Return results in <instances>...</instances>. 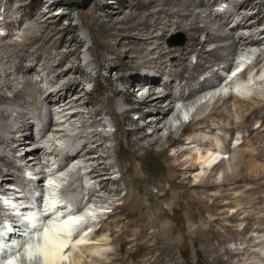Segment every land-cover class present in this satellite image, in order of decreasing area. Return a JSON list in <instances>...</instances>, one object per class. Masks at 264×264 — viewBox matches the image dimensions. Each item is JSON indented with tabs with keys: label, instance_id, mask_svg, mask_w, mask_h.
<instances>
[{
	"label": "bare ground",
	"instance_id": "6f19581e",
	"mask_svg": "<svg viewBox=\"0 0 264 264\" xmlns=\"http://www.w3.org/2000/svg\"><path fill=\"white\" fill-rule=\"evenodd\" d=\"M183 1L136 0L135 3H129L131 12L128 16H122L121 10L115 13V18L110 16L112 24L122 22L126 18L132 20L127 27L120 29L126 41H120L114 52L124 55L125 65L122 70L131 71L128 78L138 81L141 85L138 91L146 89L145 93L141 94V102L138 107L120 110L119 113L123 121L118 120L119 117H116L114 111L118 102H111V100L113 96L122 95L123 102L128 103L134 94L132 81H124L123 75L113 77L109 81L111 83L117 80L121 81L124 89L119 90L112 86L110 93L106 90H103L102 93L103 104L111 102L110 107L107 105L103 108L104 114L112 118L116 130L122 136L121 139L114 135L113 139H116L118 148L119 146L122 147L123 144L129 146L125 162H115L122 173L121 179H113L112 181L104 179L103 175L108 173L110 168L101 166V156H92L96 153L97 148L102 147L104 142L110 138L108 134L101 131L94 129L89 131L84 136L83 143L69 148L70 156H65V154L63 156V160L66 162L77 157L91 158L90 160H93L94 164L91 165L90 174L98 183L100 191L118 195L121 192L120 181L126 189L125 195L117 200L119 201L117 205L120 207H116L109 216L100 220V223L103 224L105 220L119 214L121 217L110 221L106 229L101 226L94 232L91 230V237H87V242L83 239L79 240L78 248L84 247L87 250V256L97 264H180L175 251L174 238L164 221L166 209L162 207L161 203L166 199L171 200L172 204L169 209H173L177 216L180 215L181 206H185L187 207L185 210H188L187 215L192 220L194 219V222H197L196 226L186 233V239H191L189 241L192 245L197 246L196 243L198 240L200 241L197 233H204L210 242L208 244L210 245V252L218 259L223 258V255L226 256L223 261H227V264H264V256L257 257L260 258L259 263L251 260L252 255H259L257 251L249 248L251 247L249 242L252 243L253 241L252 236L247 234L252 230L249 224L250 219L253 218L250 215L251 212H247L241 217L246 222L244 227L242 226L243 228L239 229L234 224L239 219L237 213L241 209L248 207L261 209L255 203L247 202L242 194L249 193L260 199L261 196L257 191L264 187V166L257 163L264 157V99L260 97L258 92L260 89H254L248 97L240 96V94L215 95L216 91L225 89L236 90L242 87L249 90L251 82H254V85L259 84L264 87V77L261 73L264 71V47H262L264 46V1L259 0L255 4L257 10L251 14L243 13L244 11L239 14L231 12L233 10L231 9V11L225 10L223 12L224 17L211 14L209 0L207 2L205 0ZM253 1L234 0L231 5L234 8L246 9L254 7ZM10 4V1L6 3L3 13V26L21 27L23 34L20 41L12 40L5 43L4 47L16 50L13 55L17 58L15 64L17 68L34 71L37 75H41L43 80L52 83L48 84L49 86L44 90L35 81L32 85V90L36 92L35 100L40 102L41 96L44 94V101L57 98V102L62 103V106L65 107L62 112L64 110L71 111L74 106L80 107L81 104L89 103L83 101L78 93V82L70 76L73 70L63 68L65 60L71 55L74 54L77 56L76 59L78 58V52L68 49L74 42L73 37L62 36L57 40L54 38V32L46 31L35 12L28 13L24 10L25 6H18L19 8L16 9L17 16L9 20L7 17ZM207 11L210 13L206 17H202V13ZM237 14L241 21L227 29L229 19L232 18V15ZM95 19L98 18L95 17ZM199 23L202 25L200 26ZM170 26L184 30L189 38L185 46L175 51L178 54L175 66L166 60L173 50H167L160 42H157V40H161ZM199 33L205 34L206 37L200 40ZM2 39L3 37L0 36V40ZM205 44H213V47L207 50ZM64 46L65 49L62 50ZM52 48L55 49L54 54H50ZM250 53L255 55L253 65L256 67H249L248 74H246L248 75L246 80H249L246 81L244 78V82L235 81L232 84L229 80H224L219 70H222L223 73H234L245 64L246 59L247 61L250 59L252 55ZM192 55L196 57L194 64L189 61ZM238 55V60L243 59V61L234 66L235 60L233 61L234 58L232 57ZM214 67L217 69L215 70ZM205 72H208V75H203L200 79L199 76ZM63 77H66L65 80L58 83V80L63 79ZM11 79L5 73L3 85H0V177L4 174L21 176L25 172V166L16 165L13 161L14 155L21 150L20 144H17L20 133L24 129L34 127L35 136L41 135L39 139H43L45 138V130H50L52 122V113L48 105H46L45 121L42 120V115L39 112L35 113L36 119L16 110L12 104L22 93H26L25 87L30 84L29 81L32 78L25 81V77L22 75V86L19 85V81L12 84ZM224 81L226 83H223ZM31 82L33 83V80ZM2 87H5L6 90L9 89V94L4 92ZM156 88H159V95L156 93ZM205 93H210V95L212 93V95L204 103L201 102L197 105V98ZM229 99L233 101V104L229 103ZM163 100H165V105L163 104L164 107L162 108ZM176 101H182L183 109L184 107L191 108L192 105H195L196 108L192 119L189 120L190 123L182 124L179 128L185 137L176 133L178 130H171V121L179 120L180 117L183 118L186 115L183 109L179 110V113L174 112ZM208 102H211V108L206 109L209 105ZM133 112L137 113L135 119L130 118V113ZM80 113L78 110L77 112H69L68 115L72 119ZM85 114L89 127L93 128L104 124H102V118L94 119L97 115L99 116V110ZM30 119L33 120L30 121ZM139 122L142 124L138 125ZM107 123L111 124L112 122L108 121ZM161 124L163 127L168 126L166 128L169 129L163 140L158 135L162 128ZM124 125L130 126V128L124 129ZM148 128L152 129L150 135L146 133ZM236 133H238V142L231 147V141ZM35 143L38 144V142ZM153 145L159 147L167 161L170 173L167 180L171 183L170 188H165L162 184L147 177L138 176L137 170L133 166V161L141 158L143 153L151 152ZM40 149L42 147L37 146L31 151L34 157L33 161L37 164L40 163ZM208 151L212 153L209 154ZM253 151L256 152L253 153ZM217 152L224 156L221 159L212 160L213 155ZM218 169L223 171L220 180L217 177ZM200 170L204 172L203 175L198 174ZM44 178L45 176L39 177L38 183ZM3 180L9 182L12 179L7 177ZM246 182L253 183L254 187H245L243 184ZM112 184L118 186L113 189L111 188ZM0 187H2L1 183ZM50 187L47 189L48 194H50L47 201L49 205L45 206H49V208L44 209L46 211L41 217L45 222H49L56 215L54 223L48 229L43 230L39 240L40 245L29 248L28 251L26 247L24 248V244L25 239H27L25 236L29 232L24 228L29 227L25 223L24 225L16 223L15 226L18 228L16 230L13 228L7 234L6 242L16 238L17 246L15 248L18 251H15H22L23 248L24 250L18 260L17 256L15 258L8 257L3 260L2 264H25L24 260L28 257H34L33 259L40 264H64L65 257L63 254L65 252L63 253V250L67 246V240L73 236L69 234V228L71 229L76 221L83 218L89 209L84 212L87 209L83 210V207L78 205L77 209L80 211L77 214L72 215L71 212V215H62V213H67V211L64 212V209L71 205L68 202H79L80 197L77 198L76 196L74 199L68 200L66 204H61L59 196L57 198L55 193L56 189ZM9 190L7 188L0 191L4 195H9ZM230 191L234 194H230ZM94 192V190H90L87 194L92 196ZM39 207L40 209L43 207L42 201ZM24 209L27 210L26 207H18L19 211ZM228 209H232L231 214L228 213ZM94 211L93 213H96ZM8 216L15 218L16 215L10 213ZM183 216L181 218H184ZM223 219H227L229 223H222ZM34 223L32 221L33 225H35ZM257 230L264 232V227ZM103 231H106V238L99 234ZM3 232L5 233V230L2 225L0 235ZM81 232L78 234L79 238L86 235V233L81 234ZM24 233L26 234L23 237L22 234ZM225 234L228 236L223 237ZM231 241L241 242L244 246L233 249L227 245ZM106 244L114 246L112 253L106 254V251L103 250V246ZM259 244L262 248L264 239L259 241ZM188 248L187 242L182 245L183 254L188 252ZM69 249L75 250L74 247ZM100 254L107 255V260H102ZM36 255L41 258H35ZM184 256L186 262H189V254ZM104 258L106 257L104 256ZM72 264L87 263L78 256L73 259Z\"/></svg>",
	"mask_w": 264,
	"mask_h": 264
},
{
	"label": "rangeland",
	"instance_id": "374dc122",
	"mask_svg": "<svg viewBox=\"0 0 264 264\" xmlns=\"http://www.w3.org/2000/svg\"><path fill=\"white\" fill-rule=\"evenodd\" d=\"M9 1L11 2L10 11L7 17L9 20L17 16L16 9H18L20 6H25L24 10L28 13L35 12V14L39 16V20L46 29V31L54 32V38H56L57 40L60 39L62 36L73 37L74 42L68 47V49L70 51L78 52V58L76 59L77 56L76 55L74 56V54L71 55L69 58L65 60L63 68H69L73 70L70 76H72L73 79L76 82H78V87H77L78 93L80 94L83 101L85 100L88 101L89 103L81 104L80 107L74 106V108H72L71 111L64 110V112H62V110L65 109V107L62 106V103L57 102V98L56 99L50 98L44 101V97H45L44 94L41 96L42 100L40 102L38 100H35L36 92L35 90H32L33 89L32 85L35 83V81H37L39 83V86L43 87L44 90L46 89L47 86H49L52 83H49L48 80H43L41 75H37L34 71L26 70L24 68L23 70L22 68L20 70L19 68H17V66L15 65L17 63L16 60L17 58L13 55L16 50L15 49L13 50V48L4 47L5 43L10 42L12 40L20 41L23 34L21 27L3 26V13L5 12L6 3H8ZM135 1L136 0H0V36L3 37V39L0 40V46H1L0 75H2L0 76L1 77L0 85L1 86L3 85V78L5 73L8 74V77H10V79L12 78L11 79L12 84H16L19 81L20 86H22L21 84L22 75L23 77H25L24 79L25 81H29L31 80L30 78H32L33 83L31 82L32 81L31 80L29 81L30 84H28L25 87L26 93L25 94L22 93L19 96V98L15 100V102L13 101L14 104L12 105L16 107L17 111L23 112L26 115H29L30 117H35V113L38 112L41 113L40 115H42L41 118L43 121L46 120V118L44 117L46 114V105L50 107L52 113L51 127L50 130H45L44 132L45 138L39 139L41 135L35 136L34 127L29 129H24L18 136L17 144L18 143L20 144L21 150L17 152L16 155H14L15 157L13 158V161L15 162L16 165H22L23 167L25 166L24 167L25 172L22 173L23 176L22 175L7 176L8 174H4L0 177V183L2 184L0 190L7 188L10 189L9 195H4L0 191V228L3 225V222L6 225H10L9 223L12 222L15 230L16 228H18L17 226H15L16 223H19L20 225H24L25 223L26 226H28L29 228L25 227L26 229L24 228V230H27L29 234L25 236L27 239H25L24 248L26 247V250L28 251L29 248H34L35 246L37 247L40 245L39 240L41 238V234L43 233V230L48 229V227L54 223L55 221L54 218H56V215H54L53 219H51L50 218L52 216L51 215L49 217V219L51 220L49 222H45L44 220H42L41 217L42 214L45 213L46 211V210L44 211V209L49 208V206L45 207L46 205H49V203L47 204V201L48 198L50 197V194H48L47 189H49L50 186L56 189L55 193L57 195V198L59 196V199L61 200V204L64 203L66 204L68 200H72L76 196L77 198L80 197L79 202H75V203L74 201L68 202L71 205H68L64 209L65 210L64 212L67 211V213L66 214L62 213V215H71V212L72 215L77 214L78 211H80L77 209L79 207L78 205L82 206L83 210L87 209L84 212L88 211L89 209L87 214H84L85 216H83V218L79 220L82 222L81 224L79 225L76 224L79 221H76L73 224V234L69 232V234H72L73 236L70 240L69 239L67 240L68 241L67 246L63 250V253L65 252L63 254L65 257L64 264L65 263L72 264L73 259H76V257L78 256L82 257V259L87 264H97L95 261H92L87 256L88 255L86 253L87 250H85L84 247L78 248V245L80 244L79 240L83 239V241L87 242L86 240L87 237L89 238L91 237V233H92L91 230H93L94 232L97 229H99L101 226L102 228L106 229V227L109 226L110 221H112L115 218L121 217V215L119 214L117 216L110 217L108 220H105L103 224L100 223V220L105 219L107 216H109L116 207L117 208L120 207V205L119 206L117 205L119 204L118 203L119 201L117 200L119 197L124 196L126 193L125 192L126 189L122 181H120L119 183L121 192L118 195L107 194L104 191L99 190L98 183L90 174L91 165L94 164V161L90 160L91 158L77 157L76 159L73 158V160L66 162L63 160V156L64 154L65 156L66 155L70 156L69 148L72 147L73 145L75 146L77 144L79 145V143H83L85 139L84 136L89 131H92L93 129L98 130L99 132L101 131L105 134H108L110 136L109 138L110 140L108 139V141H105L106 143L104 142L102 147H98L96 153L93 154L92 156L93 157H96L98 155L101 156L102 157L100 160L101 166L110 168V171L103 175L104 179L112 181L113 179L120 180L122 177V173L120 172L115 162L116 161L123 163L125 162V158L128 154L127 148H129V146L123 144L122 147L119 146L118 148L117 141L116 139H113V137L115 135L116 138L119 137L122 139V136H120L119 132L116 130L112 118L109 115L104 114L103 108L106 107L107 105L110 107L111 102H118V106L114 111L116 117L117 118L119 117L118 120L123 121V118L119 113L120 110L138 107L141 102V94L145 93L146 91V89L138 91L141 88V85L138 83V81L128 78L131 71L128 72L122 70L125 65L124 55L123 54L120 55V53L114 52L115 48H117L118 46L117 44L120 41L122 40H123L122 42L126 41V39L123 38L120 29L121 28L124 29L125 27H127L132 22V20L126 18L124 21L122 22L119 21L116 22L115 24H112V22L110 21V16H113V18H115V13L118 12L119 10L122 11L123 13L122 16H126V15L128 16L131 12L129 8V3H135ZM207 1L208 0H205V2ZM232 1L234 0H209V3H211V9L209 11L211 12V14H213V16L221 15V17H224L223 12L225 10L231 11V9H233L231 12H237L241 14L244 11L243 13L251 14L257 10L255 4L259 2V0H254L253 1L254 7L252 6L246 9H242L238 7L236 8L232 7L231 5ZM183 2H185V0ZM209 11L202 13V17H206L210 13ZM95 17H97L98 19H95ZM240 21L241 19L238 14L232 15V18L229 19L228 24L226 26L227 29L232 28L233 26L236 25L237 22ZM199 25L201 26L202 24L199 23ZM198 35L200 40H203L206 37L205 34L203 33H199ZM188 40H189L188 35L184 30L175 29L174 27L171 28L170 26L168 28V31H166L164 36L161 38V40L159 39L157 40V42H160L162 46L167 48V50L168 49L173 50L172 54H170L166 58V60L169 64L175 66L174 64H176V61L178 59V54H176L177 52L175 53V51L185 46L188 43ZM212 47L213 44H205V48L207 50H209ZM64 49L65 46L62 47V50ZM54 53H55V49L54 48L50 49V54H54ZM238 57L239 55L232 57L234 58L233 61L235 60L234 66H236L238 63L243 61V59L238 60ZM254 58L255 55L252 54L250 56V59H248V60H252L251 64L248 65L245 71L238 73L233 77L229 78L230 73L227 72L223 73L222 70H219V73L223 76L224 80L226 81L229 80L230 84L234 83L235 81L240 83L241 81L244 82V78L245 80L248 78V75L246 74H248L249 67L254 66L253 65L255 61ZM189 61L194 64L196 62V57L192 55ZM214 69L216 70L217 68L214 67ZM263 72L264 71L261 72L263 74L261 75L264 77ZM120 75L124 76L125 78L124 81H129V82L130 80L132 81L134 94L131 96L128 103L123 102L122 95H117L112 97V100L111 102L109 101V104H106L107 102L103 104L101 100L103 90H106V92L110 93V89L112 86H114L119 90L124 89V85L121 83V81L117 80L113 83L109 81L111 78L118 77ZM203 75L207 76L208 72L202 73L199 76V78L201 79ZM241 76L242 78H240ZM65 78L66 77H63V79L62 78L59 79L58 83H62L65 80ZM192 83L194 84V82ZM223 83L226 82L224 81ZM253 83L254 82H251L252 85L250 84L251 88H248L249 90L243 89L242 87L236 90L225 89L219 92L216 91L215 95L217 96L220 94L226 96L229 94L231 95L240 94V96L248 97L251 95V91H253L254 89L255 90L260 89L258 92L260 93V97L264 99L263 96L264 87H262V85L259 84L254 85ZM4 88L2 87L3 91L9 94V89L6 90V88L5 89ZM156 93L157 95H159L158 94L159 88H156ZM211 95L210 93L202 94V96L197 98L196 101L198 102L197 105L200 104L201 102L204 103L207 100V98H209V96ZM229 103L233 104V101L229 99ZM163 104L165 105V100L162 101V108L164 107ZM210 105L211 102L208 105L209 107L207 106L206 109L211 108ZM190 107L194 108V110L191 112V115H189L192 119L196 108L195 105L194 106L192 105ZM186 108L187 107H184V110L191 109V108H187V109ZM77 109L81 113L78 114L76 117H72L71 119V117H69L68 115L69 112H77L78 111ZM181 109H183L182 101H178V102L176 101L174 103V109H173L175 110L174 112L177 111L179 113V110ZM96 110H99V116L97 115L96 117H94V119L98 120V118L100 117L102 118V124L103 123L104 124L92 128L89 127V122L87 121L85 113L90 111L95 112ZM136 117H137V113L135 112L130 113V118L135 119ZM35 118L37 119V117ZM31 120L33 119H30V121ZM108 121L112 123L108 124L107 123ZM141 124L142 122L138 123V125ZM182 124L187 125V123L182 122L181 117L179 120L177 119L171 121V130L173 131L178 130V132L176 133L184 135L185 137V134L181 132V130L179 129ZM166 127L162 126L158 134L162 140L165 139V136L169 131V129ZM123 128L128 129L130 128V126L124 125ZM146 133L150 135L152 133V129L150 128L146 129ZM35 142H38V144ZM237 142H238V133L235 134L234 139L231 141V147H233ZM37 146L42 147V149L39 150L40 163L38 164L35 161H33L34 157L31 154V151ZM153 146L154 147L152 148L151 152L143 153L141 155V158L134 160L133 166L136 168L138 176L147 177L156 183L162 184L163 187L165 188H170L171 183L167 180L170 175L167 167V161L165 160L164 155L160 152L159 147L157 145H153ZM255 152L256 151H253V153ZM208 153L211 154L212 152L208 151ZM213 156L214 158L212 160L214 159L218 160L221 159L224 155L221 154L220 152H217ZM257 163H260V165L264 166V157H262L261 160L257 161ZM60 165L61 168H59ZM203 173L204 172L200 170L198 174L203 175ZM222 175H223L222 169H218L217 170L218 180H220ZM41 176H45V178L38 183L37 179H39V177ZM7 177H11L12 180L9 182L3 180L4 178ZM243 185L245 187H252V186L254 187V184L251 182H246ZM117 186H118L117 184H112L111 188L114 189ZM90 190L95 191L92 196L89 195V193L87 194V192H89ZM229 193L232 195L234 194V192L232 191H230ZM235 193L237 194V192ZM257 193L261 196L260 199L255 198L254 195H251L249 193H243L242 195L244 196L247 202L250 203L253 202L256 204L257 207L261 209H255L251 207L241 209L237 213L239 219L236 222H234V224H236L239 229L243 228L246 222L242 220L241 217L247 214V212L249 213L251 212L250 215L253 218L250 219L249 224L252 230L249 231L247 234L252 236L253 238L252 243L249 242V245H251V247L249 248L259 253V255L256 256L252 255L251 256L252 259L250 258L252 261L255 262H258V260L260 259L257 257L264 256V246H262L261 248V245L259 244V241L264 239V232H260L257 230L258 228L264 227V187L259 189ZM15 198L17 199L15 200ZM41 201L43 207L40 209L39 206ZM170 202H171L170 199H166L161 203V205L166 209V216L164 217V221L171 232V236H173L174 238V243L176 246L175 251L178 256L177 258L180 264H227V261L226 262L223 261V259H226V256L223 255L222 256L223 258L218 259L217 257H215V255H213L210 252V245H208L210 244V242L207 240V237L204 233H197V236L200 238V241L198 240V242L196 243L197 246L191 244V241H189L191 239L189 238L186 239L187 238L186 233L190 232V230L194 226H196L197 222H194L195 220L194 219L192 220V218H190V216L187 215L188 210H185L187 208L185 206H181L182 209L180 208L179 211L180 215L177 216L175 211H173V209H169L170 205L172 204V202L171 203ZM18 207H26L27 210L24 209L22 211H19ZM177 208H179V206H177ZM93 210H95L94 212L98 214L93 213ZM10 213L11 214L14 213L16 215L15 218H10V216H8ZM228 213L231 214L232 209H228ZM91 214L94 215L92 216ZM182 216L184 218H181ZM32 221L35 222L34 224L36 226L32 224ZM222 223H229V221L227 219H223ZM88 224L89 226H87ZM84 230L89 231L87 233L88 235L86 234L79 238L78 234ZM75 231L76 232L79 231V232L74 234ZM25 234L26 233L22 234L23 237ZM99 234L103 238L107 237L106 231L105 232L103 231L102 233L100 232ZM226 236H228V234L223 235V237ZM6 239H8V236L7 238L3 239V236L0 235V244H3L0 249V252H2V254H0V264H2L1 261L4 262L3 260L4 259L6 260L8 257L15 258L17 256L16 258L18 260L19 258H21L22 252L24 250L23 248L22 251L17 252L18 250L17 248H15V246H17L15 241L16 238H13L8 242H6ZM29 241L31 242V244ZM186 242L189 244V248L187 252L189 254V262H186L185 260L186 258L184 256L187 253L183 254L182 252V245L185 244ZM239 243L241 244V242L238 241L237 242L231 241L227 245L229 247H232L233 249L234 247L236 248V247L244 246V244L240 245ZM256 244H258V246H256ZM70 247H74L75 250L72 251L71 249H69ZM103 247L104 249L103 248L102 249L106 251V254L112 253L114 251V246L111 244H106ZM100 256H102L103 258L105 256L106 258L104 259L102 257L100 258L104 261L107 260V255L100 254ZM31 258L32 257H28V261L24 260L26 262L25 264H40L38 263V261Z\"/></svg>",
	"mask_w": 264,
	"mask_h": 264
},
{
	"label": "water",
	"instance_id": "95a60500",
	"mask_svg": "<svg viewBox=\"0 0 264 264\" xmlns=\"http://www.w3.org/2000/svg\"><path fill=\"white\" fill-rule=\"evenodd\" d=\"M71 231V233L73 232V225L71 227V229L69 228V232Z\"/></svg>",
	"mask_w": 264,
	"mask_h": 264
},
{
	"label": "clouds",
	"instance_id": "9594fccd",
	"mask_svg": "<svg viewBox=\"0 0 264 264\" xmlns=\"http://www.w3.org/2000/svg\"><path fill=\"white\" fill-rule=\"evenodd\" d=\"M1 249V248H0ZM1 263H2V261H1Z\"/></svg>",
	"mask_w": 264,
	"mask_h": 264
}]
</instances>
